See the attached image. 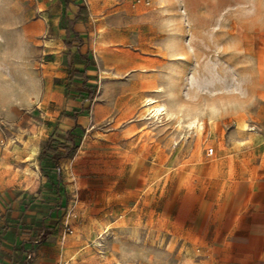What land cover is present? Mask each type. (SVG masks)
Masks as SVG:
<instances>
[{"label":"rangeland","instance_id":"374dc122","mask_svg":"<svg viewBox=\"0 0 264 264\" xmlns=\"http://www.w3.org/2000/svg\"><path fill=\"white\" fill-rule=\"evenodd\" d=\"M84 1L98 93L78 150L59 164L46 259L216 264L219 245L199 241L204 224L228 221L242 181L264 170V0ZM53 5L0 0V189L45 180L37 162L67 71L64 49L42 45ZM102 24L126 39L99 41ZM110 51L116 63L101 58ZM155 105L169 114L151 115Z\"/></svg>","mask_w":264,"mask_h":264},{"label":"trees","instance_id":"16d2710c","mask_svg":"<svg viewBox=\"0 0 264 264\" xmlns=\"http://www.w3.org/2000/svg\"><path fill=\"white\" fill-rule=\"evenodd\" d=\"M61 2L62 14L59 25L65 31L64 40L69 56L64 98L65 103L69 105L68 108L61 110L59 117L69 118L73 123L64 130L58 129V122L55 124L54 130L49 134L39 153L38 167L45 180L37 187L35 194L26 195L24 192L19 202L22 205L19 218L12 224H2V232L6 230L11 236H18L20 239V243L16 245V249L20 251L18 264L31 263L35 246L40 243L42 236L50 231V225L44 221L45 217L51 216L62 207L59 164L62 159L72 156L79 148L85 127L78 122V117L90 113L93 98L98 90L96 63L88 49L84 48L87 36L76 26V22L87 15V5L84 0ZM68 11L72 12L71 17L67 14ZM26 199H33L36 202L33 200L27 202Z\"/></svg>","mask_w":264,"mask_h":264},{"label":"crops","instance_id":"0c3cea01","mask_svg":"<svg viewBox=\"0 0 264 264\" xmlns=\"http://www.w3.org/2000/svg\"><path fill=\"white\" fill-rule=\"evenodd\" d=\"M59 2L60 5H53L46 11L49 15L51 25L46 24L47 29L43 33L42 45L43 48L48 47L50 49L48 51L49 54H54L64 49L62 60L68 70L69 56L67 54V45L64 40L65 31L60 28L59 25V19L62 14V2L61 0H59ZM41 4H44V2ZM91 5L92 3H90V6L87 5L88 13L89 9L91 13ZM41 8L42 5L38 7V10L40 11ZM54 8H56L55 11H53ZM67 14L70 17L72 16V12L70 11H68ZM87 15L76 22L78 29H84L83 21ZM58 35L59 37H57ZM58 40L62 43L61 46ZM58 47H61V49H58ZM47 62L52 61L49 60ZM66 74L64 76V81ZM62 93L63 106L59 110L49 134L54 130V126L57 122L59 130H64L73 123L69 118L59 117L61 110L63 108H68L67 105H69L65 103L64 87ZM88 115L79 116L78 122L84 125L80 118ZM38 162L37 168L39 170ZM43 177L44 176H42V178ZM208 179L210 180L211 178ZM43 181L42 179L41 183ZM242 184L245 193L238 196L239 201L233 205V208L227 210L230 219L226 222H224L223 219L206 221L203 226L205 229L203 232L204 237L199 238L200 242H214L219 245V251L215 253L216 264H264V170L253 180L250 178L244 179ZM24 192H26V195H28V193L35 194V190H27V188L3 187L0 189V264H18L19 262L20 251L16 249V245L20 243V239L18 236H11L6 230L2 232V224H12L19 218L20 209L22 210V205H20L19 202L20 198L25 194ZM43 193L44 192H41V194ZM32 200L33 199H26L27 202ZM33 201L36 202V200ZM41 206H43V204H41ZM212 227L214 228V238L208 239L206 236L212 232L209 230L210 228L212 229ZM42 243L43 242H40L35 246L30 264H53L46 259L44 253L46 247L52 245V242Z\"/></svg>","mask_w":264,"mask_h":264},{"label":"bare ground","instance_id":"6f19581e","mask_svg":"<svg viewBox=\"0 0 264 264\" xmlns=\"http://www.w3.org/2000/svg\"><path fill=\"white\" fill-rule=\"evenodd\" d=\"M94 10V7L91 5V13L93 12ZM57 18V17H56ZM98 39L99 41L101 42H108V41H111V42H114V41H117V42H123L126 37L124 36V34L122 33L120 27L118 28H114V29H108L107 28V25L106 24H102L99 28H98ZM99 51V50H98ZM101 58L103 59V61L105 63H116L119 58H120V55L117 54V53H114V52H108L107 54H100ZM117 78V77H115ZM148 101L149 102H154L155 99L154 98H148ZM151 115H158V114H169L168 110L165 109L162 105H155L153 106L150 111ZM196 126L197 127H200L201 126V122L199 121H196L195 122ZM244 129H247L248 128V124L247 123H244L243 126H242ZM36 152V149L33 148V151L31 154H34ZM67 256V255H66ZM70 258H73L74 257V254L71 253L69 254ZM68 258V257H67ZM66 258V259H67ZM69 258V259H70ZM67 264V263H66ZM119 264V263H118Z\"/></svg>","mask_w":264,"mask_h":264},{"label":"built area","instance_id":"2783aa9c","mask_svg":"<svg viewBox=\"0 0 264 264\" xmlns=\"http://www.w3.org/2000/svg\"><path fill=\"white\" fill-rule=\"evenodd\" d=\"M212 151H213L212 148H209V149H208V153H209V154H211Z\"/></svg>","mask_w":264,"mask_h":264}]
</instances>
